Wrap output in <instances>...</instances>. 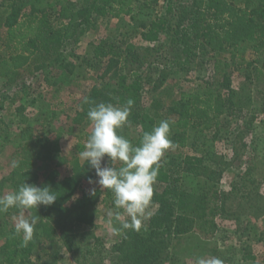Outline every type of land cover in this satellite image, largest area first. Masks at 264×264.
Returning <instances> with one entry per match:
<instances>
[{"label":"trees","instance_id":"obj_1","mask_svg":"<svg viewBox=\"0 0 264 264\" xmlns=\"http://www.w3.org/2000/svg\"><path fill=\"white\" fill-rule=\"evenodd\" d=\"M70 1L0 0V109H4L7 91L12 92V103L16 102L23 97L20 92L27 85L26 78L41 72L46 73L45 86L50 93L49 97L40 93L33 98L31 102L38 112L33 109L31 118L22 115L14 129L0 123V157L13 147L7 161L9 173L0 179V194L6 185L15 191L26 182L50 186L58 196L51 206L30 210V215L40 219L26 247L10 221H0V236L4 238L0 264H40L57 258L64 248L69 253L78 250L79 236L94 227L99 194L109 199L114 195L110 190L96 189L95 195L83 192L75 196L88 165L82 164L76 154L70 160L61 148L60 138L77 132L75 152L83 151L91 134L82 132L91 125L89 108L101 102L122 106L128 99L135 103L130 123L119 130L120 134L137 146L144 132L172 118L173 147L166 151L153 186L151 203L156 209L143 221L140 231L125 229L114 245L119 255L116 264L166 263L175 255L170 251L174 240L193 230L189 219L197 222L194 231L200 237L210 239L218 231L215 218L222 212V195L214 176L218 172L213 157L188 153L186 149L198 146L197 139L191 141L193 134L195 138L196 132L203 135L215 129L227 113L230 106L222 87L228 86L223 82V73L230 63L223 57L213 59L215 74L204 77L205 82L195 89L174 91L166 107L162 96L155 95L146 108L141 102L142 93L145 87L156 92L175 73L189 71L192 59L204 58L209 52L236 54L244 42H255L264 48V0ZM107 17L119 22L128 17L147 45L138 47L129 37H104L92 44L94 65L104 60L108 63L100 78L111 74L109 81L96 83L84 98L77 97L67 81L58 80L62 72L70 70L63 48L78 43L89 29L97 28L100 19ZM167 46L177 47L176 57L164 54ZM127 63L130 66L123 68ZM65 98L74 103V111L63 118L59 108ZM39 100L45 101L43 108L36 105ZM29 121L37 128L29 126ZM13 160L19 161L18 167H11ZM65 163L70 164L69 174L54 175L53 169ZM85 176L87 180L96 179L94 171ZM97 251L95 246L86 248L83 254L93 257Z\"/></svg>","mask_w":264,"mask_h":264},{"label":"rangeland","instance_id":"obj_2","mask_svg":"<svg viewBox=\"0 0 264 264\" xmlns=\"http://www.w3.org/2000/svg\"><path fill=\"white\" fill-rule=\"evenodd\" d=\"M70 2L79 3L78 0ZM117 26H120L119 29ZM135 31L134 25L128 17H124L123 22L109 17L100 19L97 28L89 29L78 43L67 44L63 48V55L70 63V66L68 65L70 70L65 71V74L62 72L63 75L58 80L67 81V86L74 88V95L84 98L83 96L88 95L96 83L109 81L111 74L108 73L105 79L100 78L108 63L107 60H104L98 65H94L91 58L92 44L104 37L121 39L129 37L130 41L138 47L147 45ZM176 48L167 46L164 49V54L174 57L177 53ZM221 57L230 63L223 73V82H228V86L222 87V92L228 98L230 107L227 113L220 118L215 129L203 135L196 132L195 138L193 134L191 141L198 140L197 148L186 149L188 153L211 154L213 157L216 172H218L214 176L222 195V212L215 218L218 231L213 238L200 237L194 231L197 222L189 219L193 230L174 240L170 251L175 255L173 259L162 264H197L198 258L210 256L222 259L224 264H264V48L255 42H244L236 54L229 51L209 52L208 56L204 58H194L189 64V71L175 73L156 92L145 87L141 102L148 108L152 99L157 95L158 97L162 96L163 104L165 107L168 106L172 101L174 91L195 89L198 84L205 82L204 77L210 78L209 75L215 74L212 61ZM129 66L130 64L127 63L123 68ZM121 67L120 64L119 68ZM45 75L46 73L41 72L34 78L27 77V85L24 86V89L21 88L20 92L23 97L19 96L14 103H12V92L7 91L8 95L3 98L5 99L4 109H0V118H2L0 123L3 126L14 129L19 125V118L22 115L31 118L34 116V113H31L33 109L38 112V107L34 106L31 101L40 93L49 97L50 93L47 92L45 86ZM68 91L69 88L66 89V95ZM44 104L45 101L41 100L36 103L42 108ZM73 104L70 99L65 98V104L59 108L60 116L64 118L67 112L74 111ZM169 120L171 121L172 118ZM31 125L37 128L35 123L31 124L29 121V126ZM175 130L178 131L177 128ZM87 131H92L91 125H87L86 130L82 132ZM192 132L194 133L193 130ZM78 141L79 134L77 132L66 133L60 138L61 148L70 160H73L75 154L80 159V152H75L74 148ZM202 143H204L203 146L200 145ZM12 150L13 147L10 146L7 152L0 157V179L9 173L7 161ZM80 161L82 164H86L85 161L81 159ZM69 166V163L58 166L53 169V174L58 173L59 177L67 176ZM89 171L95 172L90 165L86 168L85 175ZM85 175L77 187L75 196H80L83 192L90 193V189L93 187ZM96 189L99 187L96 186ZM12 191L13 187L6 185L2 194ZM99 195L95 205L94 227L90 232L84 231L81 238L79 236L78 250L69 253L64 248L59 252L57 258L51 257L40 264H50L51 262L53 264H116L119 255L114 252V245L120 240L125 229H121V222L116 221L115 213L118 211L122 213L123 210L115 207L114 198H105L104 193ZM155 209V205L151 203L147 217L152 215ZM8 211L2 212L0 221L8 219L14 226V217L19 212L12 208ZM109 212L113 213L111 217ZM30 213V210L25 211L26 216ZM127 220L128 217L122 215V221ZM98 239L100 242H97ZM3 241L4 238L0 236V244ZM95 246L98 247V251L93 257L87 253L83 254L86 248Z\"/></svg>","mask_w":264,"mask_h":264},{"label":"clouds","instance_id":"obj_3","mask_svg":"<svg viewBox=\"0 0 264 264\" xmlns=\"http://www.w3.org/2000/svg\"><path fill=\"white\" fill-rule=\"evenodd\" d=\"M134 103V100L128 99L122 106L101 102L90 107L87 118L91 122L92 131L79 158L95 170L96 179L89 178V184L93 185L90 194L95 195L96 186L110 190L114 195L115 207L123 210L122 213H115L116 221L121 222V229L140 231L149 214L153 186L162 167L163 157L173 147L171 125L174 121L161 120L151 131L143 133L139 145L133 146L119 130L130 123ZM18 166L19 161L13 160L11 167ZM57 198L50 186L40 187L26 182L13 192L0 194V212L11 208L20 210L14 217V231L22 237V246L26 247L33 239L40 219L38 215L26 216L25 211L38 209L41 205L51 206ZM112 215L109 212V216ZM122 215H126L128 220L122 221ZM197 264H224V261L210 256L198 258Z\"/></svg>","mask_w":264,"mask_h":264}]
</instances>
